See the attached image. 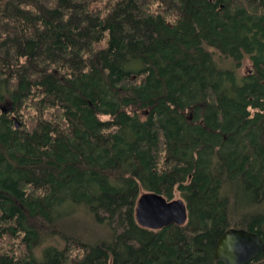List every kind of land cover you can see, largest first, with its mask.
Returning <instances> with one entry per match:
<instances>
[{"label": "trees", "instance_id": "1", "mask_svg": "<svg viewBox=\"0 0 264 264\" xmlns=\"http://www.w3.org/2000/svg\"><path fill=\"white\" fill-rule=\"evenodd\" d=\"M231 228L264 240V0H0V264H223Z\"/></svg>", "mask_w": 264, "mask_h": 264}, {"label": "water", "instance_id": "2", "mask_svg": "<svg viewBox=\"0 0 264 264\" xmlns=\"http://www.w3.org/2000/svg\"><path fill=\"white\" fill-rule=\"evenodd\" d=\"M136 219L140 226L161 230L171 225H184L188 210L182 199L168 201L156 193H144L139 197ZM264 252V240L258 234L245 229L231 228L219 239L215 258L223 264H248Z\"/></svg>", "mask_w": 264, "mask_h": 264}, {"label": "rangeland", "instance_id": "3", "mask_svg": "<svg viewBox=\"0 0 264 264\" xmlns=\"http://www.w3.org/2000/svg\"><path fill=\"white\" fill-rule=\"evenodd\" d=\"M249 69H250L249 64H245V66L240 71L241 75H246L247 72L249 71ZM143 194H144V192H142L140 196H142ZM179 199L180 198L177 196L175 200H179ZM79 226H81L82 230L87 232L88 234L96 232V230H97V228L88 219L82 218V220L79 222ZM93 230H95V231H93ZM98 232H100L99 229H98Z\"/></svg>", "mask_w": 264, "mask_h": 264}]
</instances>
